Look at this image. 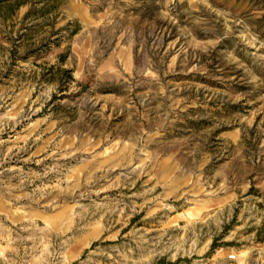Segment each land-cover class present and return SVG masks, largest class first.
Here are the masks:
<instances>
[{
	"label": "rangeland",
	"instance_id": "374dc122",
	"mask_svg": "<svg viewBox=\"0 0 264 264\" xmlns=\"http://www.w3.org/2000/svg\"><path fill=\"white\" fill-rule=\"evenodd\" d=\"M0 264H264V0L2 9Z\"/></svg>",
	"mask_w": 264,
	"mask_h": 264
},
{
	"label": "trees",
	"instance_id": "16d2710c",
	"mask_svg": "<svg viewBox=\"0 0 264 264\" xmlns=\"http://www.w3.org/2000/svg\"><path fill=\"white\" fill-rule=\"evenodd\" d=\"M26 2L27 0H0V11L2 9H8L12 11Z\"/></svg>",
	"mask_w": 264,
	"mask_h": 264
},
{
	"label": "built area",
	"instance_id": "2783aa9c",
	"mask_svg": "<svg viewBox=\"0 0 264 264\" xmlns=\"http://www.w3.org/2000/svg\"><path fill=\"white\" fill-rule=\"evenodd\" d=\"M228 257H229L230 259H234V258H235V254H230Z\"/></svg>",
	"mask_w": 264,
	"mask_h": 264
},
{
	"label": "bare ground",
	"instance_id": "6f19581e",
	"mask_svg": "<svg viewBox=\"0 0 264 264\" xmlns=\"http://www.w3.org/2000/svg\"><path fill=\"white\" fill-rule=\"evenodd\" d=\"M242 254H245V251H243ZM240 260H241V259H240Z\"/></svg>",
	"mask_w": 264,
	"mask_h": 264
}]
</instances>
